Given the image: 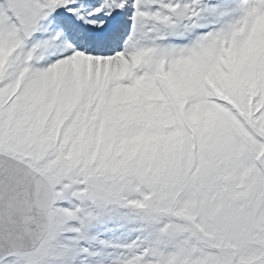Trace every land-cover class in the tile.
<instances>
[{
    "label": "snow or ice",
    "instance_id": "1",
    "mask_svg": "<svg viewBox=\"0 0 264 264\" xmlns=\"http://www.w3.org/2000/svg\"><path fill=\"white\" fill-rule=\"evenodd\" d=\"M0 264H264V0H0Z\"/></svg>",
    "mask_w": 264,
    "mask_h": 264
}]
</instances>
